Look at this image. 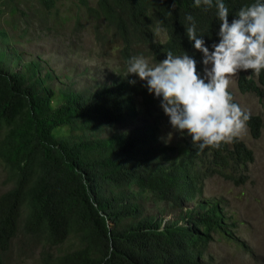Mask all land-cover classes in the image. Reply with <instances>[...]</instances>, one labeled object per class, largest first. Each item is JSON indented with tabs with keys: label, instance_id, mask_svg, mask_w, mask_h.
Listing matches in <instances>:
<instances>
[{
	"label": "trees",
	"instance_id": "16d2710c",
	"mask_svg": "<svg viewBox=\"0 0 264 264\" xmlns=\"http://www.w3.org/2000/svg\"><path fill=\"white\" fill-rule=\"evenodd\" d=\"M59 1L0 0V21L29 28L53 16ZM82 2L105 25L99 42L120 44L124 63L93 91L57 92L37 62L12 70L10 31L0 24V164L10 185L0 194V264L37 252L40 264H209L227 218L219 202L200 200L205 183L218 176L243 186L255 153L238 138L197 152L185 136L179 155L161 142L158 99L123 75L132 55L157 62L184 50L199 61L182 21L192 14L210 47L218 41L215 10L192 0H98L97 9ZM250 2L226 0L230 14ZM250 73L239 74V90L264 99V72ZM246 126L262 137V116L250 113Z\"/></svg>",
	"mask_w": 264,
	"mask_h": 264
},
{
	"label": "rangeland",
	"instance_id": "374dc122",
	"mask_svg": "<svg viewBox=\"0 0 264 264\" xmlns=\"http://www.w3.org/2000/svg\"><path fill=\"white\" fill-rule=\"evenodd\" d=\"M88 1L90 8L97 9L98 0ZM0 24L7 25L10 31L8 50L16 56L12 70L37 62L44 74L52 76L51 84L57 92L66 89L93 91L108 77L124 70L120 44L99 42V35L107 33L105 25L88 12L82 0H60L53 16L47 20L38 16L29 28L23 26L21 30H13L5 21H0ZM156 31L158 42H165L167 34L164 29L158 26ZM239 74L233 77L230 90L244 109L264 119V99L241 93ZM157 105L162 114V119L158 120L162 125L161 142L178 146L179 155H184L185 145L179 133H175L169 142H164L172 129L159 100ZM237 138L255 153V162L248 169V182L236 186L216 176L206 181L200 197L205 203L219 202L227 218V226L208 250L206 261L209 264H264V130L260 139H254L246 126ZM9 189L6 173L0 164V194ZM196 206L191 204L188 209ZM171 218L167 217L168 220ZM70 249V244L64 247V251ZM15 260L11 264H40L38 252L34 258Z\"/></svg>",
	"mask_w": 264,
	"mask_h": 264
},
{
	"label": "clouds",
	"instance_id": "9594fccd",
	"mask_svg": "<svg viewBox=\"0 0 264 264\" xmlns=\"http://www.w3.org/2000/svg\"><path fill=\"white\" fill-rule=\"evenodd\" d=\"M192 7L205 12L214 8L219 23L218 41L209 47L196 18L184 16L185 34L200 60L184 50H167L165 58L154 63L142 54L132 55L125 61L123 77H135L130 84L138 80L159 100L172 129L165 143L179 133L202 152L239 137L250 119L230 86L238 73L264 72V0H251L231 14L226 0H192Z\"/></svg>",
	"mask_w": 264,
	"mask_h": 264
}]
</instances>
